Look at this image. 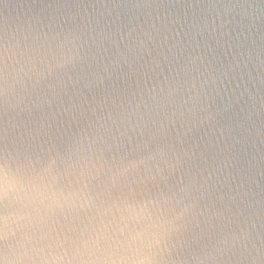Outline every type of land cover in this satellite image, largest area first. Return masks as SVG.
Returning a JSON list of instances; mask_svg holds the SVG:
<instances>
[{
    "label": "clouds",
    "instance_id": "clouds-1",
    "mask_svg": "<svg viewBox=\"0 0 264 264\" xmlns=\"http://www.w3.org/2000/svg\"><path fill=\"white\" fill-rule=\"evenodd\" d=\"M237 8L240 58L233 57L230 67L239 77L232 95L243 99L247 86L243 92L239 88L245 83L253 49L248 37H240L258 9L264 15V0L247 7L225 6L224 15ZM107 39L108 33L90 23L72 28L49 24L47 30L44 25H29L0 44V96L11 98L15 107L23 105V111L36 103L33 94L38 100L45 88L103 85L152 42V35L141 30L123 50L117 48L105 59L101 52ZM197 59L187 57L159 93L152 91L150 103L143 110L137 105L121 117V123L134 121L151 129L150 139L163 140L169 126L175 130L177 122L188 131L211 122L215 97L212 88L206 87L210 74L200 71ZM256 60L254 67L264 70L259 53ZM249 99L254 101L251 93ZM260 108L264 111V96ZM255 111V102L245 101L240 107L239 120L230 129L234 139L237 132L245 142L252 136L249 127ZM143 149L137 144L102 159L90 143H79L74 152L66 153L54 146L29 144L18 153L15 165L0 156V264H264V197L256 200L241 181L235 194L236 211L223 227L213 231L208 218L198 233H192L199 200L195 186L170 194L159 189L158 181L167 168L160 164L169 153L176 155L172 145L156 143L148 150L145 143ZM85 210L102 227L82 229L76 239L66 235L76 231L69 226L70 214ZM65 243L71 248H65Z\"/></svg>",
    "mask_w": 264,
    "mask_h": 264
},
{
    "label": "water",
    "instance_id": "water-1",
    "mask_svg": "<svg viewBox=\"0 0 264 264\" xmlns=\"http://www.w3.org/2000/svg\"><path fill=\"white\" fill-rule=\"evenodd\" d=\"M233 4L247 7L259 5L261 0H0V44L19 36L29 25H44L47 30L49 24L72 28L90 23L108 33L101 52L107 59L117 48L123 50L141 30L152 35V42L129 58V63L103 85L45 88L38 100L33 94L36 103L23 111V105L15 107L11 98L0 96V156L15 165L18 153L29 144L54 146L66 153L74 152L79 143H90L98 157L110 159L137 144L143 151L145 143L151 150L156 143L167 142L176 155L169 153L161 162L160 166L167 168L158 181L159 189L170 194L194 185L199 200L192 233H198L208 218L213 231L223 227L236 211L239 201L234 200L241 181L245 190L251 188L256 200L264 197V111L260 108L264 70L254 67L257 53L264 59V15L258 9L251 26L245 27L244 36L240 37H248L253 59L245 72V83L239 88L243 92L246 84L248 91L243 99L238 94L233 97L239 77L230 65L233 57L240 58L237 36L241 29L236 23L240 9L224 15L225 6ZM225 20L227 23L222 26ZM243 23L247 25L248 20ZM189 56L199 57L196 64L200 71L210 74L206 87L212 88L215 97L211 122L191 131L182 129L177 122L175 130L169 126L163 140L150 139L151 129L137 126L134 121L121 123V117L137 105L143 110V105L150 103L152 91L159 93ZM249 93L254 101L249 99ZM245 101L248 105L255 102L256 109L249 127L252 136L246 142L238 132L234 139L230 131L235 128ZM70 221L69 226L76 231L66 235L73 239L82 229L102 227L99 220L89 219L86 210L70 214ZM64 246L71 248L70 243Z\"/></svg>",
    "mask_w": 264,
    "mask_h": 264
}]
</instances>
